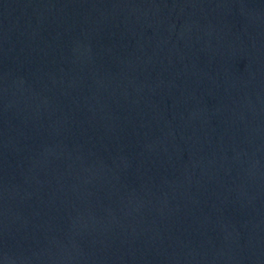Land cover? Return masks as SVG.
I'll return each mask as SVG.
<instances>
[{
	"label": "water",
	"instance_id": "water-1",
	"mask_svg": "<svg viewBox=\"0 0 264 264\" xmlns=\"http://www.w3.org/2000/svg\"><path fill=\"white\" fill-rule=\"evenodd\" d=\"M0 264H264V0H0Z\"/></svg>",
	"mask_w": 264,
	"mask_h": 264
}]
</instances>
